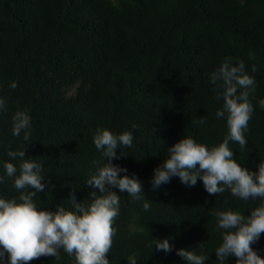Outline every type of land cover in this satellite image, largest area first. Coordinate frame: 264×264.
<instances>
[{"label": "trees", "instance_id": "obj_1", "mask_svg": "<svg viewBox=\"0 0 264 264\" xmlns=\"http://www.w3.org/2000/svg\"><path fill=\"white\" fill-rule=\"evenodd\" d=\"M225 57L243 59L256 80L246 148L229 145L243 167L256 171L264 161V109L257 103L264 99V0H0V96L7 101L0 112V162L10 159L7 147L27 148L25 159L43 164L48 185L37 204L71 210L69 193L77 202L99 194L85 183L95 173L91 161L100 159L95 130L132 131L133 146L117 149L125 156L113 163L136 175L151 205L145 211L143 200L119 192L106 258L110 264H127L133 255L137 264H187L176 255L183 248L209 254L203 264H219L214 250L224 230L216 228V211L247 215L260 200L245 202L228 190L209 194L199 179L189 188L173 177L153 190L150 179L182 136L211 146L226 135L225 118L215 117L223 101L208 81ZM17 110L31 117L28 141L11 135ZM200 117L205 123H196ZM20 191L12 178L0 184L6 198ZM153 238H169L174 247L157 251ZM251 247L264 258V233ZM27 264H74V258L61 249L58 257Z\"/></svg>", "mask_w": 264, "mask_h": 264}, {"label": "clouds", "instance_id": "obj_2", "mask_svg": "<svg viewBox=\"0 0 264 264\" xmlns=\"http://www.w3.org/2000/svg\"><path fill=\"white\" fill-rule=\"evenodd\" d=\"M112 2L117 4V0ZM249 58L254 57L249 54ZM250 70L255 72L256 66L251 65ZM208 81L219 89L217 96L223 103L217 108L215 117L225 118L226 135L221 142L211 146L198 142L192 136H182L167 148V157L162 164L153 169L150 186L155 190L177 177L181 184L190 188L199 179L209 194L228 190L232 196L245 202L259 199V205L247 215L233 209L216 211V228L224 231L214 252L219 264H224L230 256L236 258L235 264H264V258L251 247L264 233V161H260L256 171H251L233 157V149L229 146L235 142L240 149L246 148L245 133L254 112L249 97L255 91L256 80L245 70L243 59L233 63L231 58L225 57L209 73ZM10 87L16 88V82H12ZM6 103V99L0 96V112L6 110ZM257 103L264 109V99ZM11 121V135L22 136L24 141H28L31 128L29 113L17 110ZM196 123L203 124L205 120L200 117ZM133 141L132 131L117 134L98 127L92 142L100 153V159L91 161L96 166L95 173L85 183L97 189L99 194L92 192L90 199L77 202L74 194L69 193L67 200L71 202V210L58 204L54 211L40 207L36 202L37 193L48 187L42 183L45 178L43 164L30 157L25 159L27 148L14 150L7 147L6 155L10 159L0 162L3 168L0 184L12 178V187L22 191L18 197L0 195V264H27L41 256L58 257L61 249L74 258V264H110L106 254L117 231L114 224L120 214L119 192L126 191L132 199L143 200L145 211L151 205L144 199L142 182L136 175H128L126 168L113 163V159L125 156L116 150L131 148ZM17 159L18 164L12 162ZM153 246L164 253L174 247L169 238H153ZM176 255L187 264H203L209 256L183 248L177 249ZM127 264H137L136 257L129 256Z\"/></svg>", "mask_w": 264, "mask_h": 264}]
</instances>
